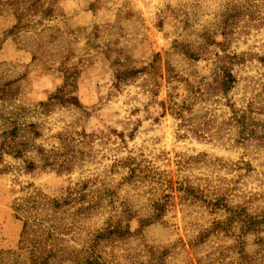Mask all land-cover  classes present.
I'll use <instances>...</instances> for the list:
<instances>
[{
    "label": "rangeland",
    "instance_id": "374dc122",
    "mask_svg": "<svg viewBox=\"0 0 264 264\" xmlns=\"http://www.w3.org/2000/svg\"><path fill=\"white\" fill-rule=\"evenodd\" d=\"M0 264H264V0H0Z\"/></svg>",
    "mask_w": 264,
    "mask_h": 264
},
{
    "label": "trees",
    "instance_id": "16d2710c",
    "mask_svg": "<svg viewBox=\"0 0 264 264\" xmlns=\"http://www.w3.org/2000/svg\"><path fill=\"white\" fill-rule=\"evenodd\" d=\"M225 76L227 77V78L224 80L225 83L230 82V81L232 80V78H233L232 75H231V73H228V72L225 74ZM4 145H5V141H2L1 146L3 147Z\"/></svg>",
    "mask_w": 264,
    "mask_h": 264
}]
</instances>
